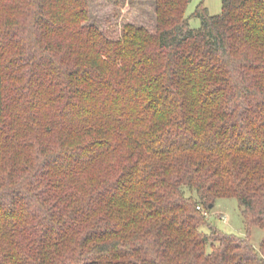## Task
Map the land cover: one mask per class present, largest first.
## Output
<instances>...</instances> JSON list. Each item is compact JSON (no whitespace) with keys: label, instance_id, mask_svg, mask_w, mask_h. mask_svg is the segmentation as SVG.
Wrapping results in <instances>:
<instances>
[{"label":"trees","instance_id":"trees-1","mask_svg":"<svg viewBox=\"0 0 264 264\" xmlns=\"http://www.w3.org/2000/svg\"><path fill=\"white\" fill-rule=\"evenodd\" d=\"M191 1L115 39L91 0H0V264H264V0Z\"/></svg>","mask_w":264,"mask_h":264},{"label":"rangeland","instance_id":"rangeland-1","mask_svg":"<svg viewBox=\"0 0 264 264\" xmlns=\"http://www.w3.org/2000/svg\"><path fill=\"white\" fill-rule=\"evenodd\" d=\"M201 5L207 8L212 16L222 11L221 0H192L186 15L193 29L200 27V20L194 14ZM91 6L92 22L108 30L112 38H120L122 29L127 24L144 26L151 33L156 30V0H91ZM206 219L228 234L241 237L248 235L236 198L217 200L213 210L207 213ZM263 237L264 228L257 225L252 227L248 238L258 249Z\"/></svg>","mask_w":264,"mask_h":264},{"label":"built area","instance_id":"built-area-1","mask_svg":"<svg viewBox=\"0 0 264 264\" xmlns=\"http://www.w3.org/2000/svg\"><path fill=\"white\" fill-rule=\"evenodd\" d=\"M198 209L201 210V207H198ZM202 211H203V214L207 216V212H205L204 210H202Z\"/></svg>","mask_w":264,"mask_h":264},{"label":"water","instance_id":"water-1","mask_svg":"<svg viewBox=\"0 0 264 264\" xmlns=\"http://www.w3.org/2000/svg\"><path fill=\"white\" fill-rule=\"evenodd\" d=\"M211 208H212V206H211Z\"/></svg>","mask_w":264,"mask_h":264}]
</instances>
